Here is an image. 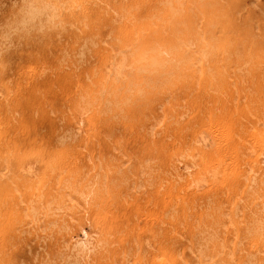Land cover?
I'll use <instances>...</instances> for the list:
<instances>
[{
	"label": "rangeland",
	"instance_id": "374dc122",
	"mask_svg": "<svg viewBox=\"0 0 264 264\" xmlns=\"http://www.w3.org/2000/svg\"><path fill=\"white\" fill-rule=\"evenodd\" d=\"M16 4L0 0V264H264V182L245 179L264 156V0H38L26 24ZM82 227L99 247L74 250Z\"/></svg>",
	"mask_w": 264,
	"mask_h": 264
},
{
	"label": "bare ground",
	"instance_id": "6f19581e",
	"mask_svg": "<svg viewBox=\"0 0 264 264\" xmlns=\"http://www.w3.org/2000/svg\"><path fill=\"white\" fill-rule=\"evenodd\" d=\"M30 2L34 5V7H36L37 9H39L38 7H37V5H36V3L38 2V0H30ZM22 7H24V4H23V6ZM21 7V8H22ZM167 7V6H166ZM165 7V8H166ZM170 7V6H169ZM169 7H168V9H169ZM162 10V9H161ZM160 10V11H161ZM164 10V9H163ZM171 10V9H170ZM169 10V11H170ZM160 11H159V13H160ZM39 12H40V9H39ZM163 12V11H162ZM167 12V11H166ZM160 14H162V13H160ZM118 17V16H117ZM16 18H18V21L21 23V24H26V23H28V22H30L32 19H30V18H28V17H25L20 11H19V13L17 14V16H16ZM137 20V19H136ZM136 22V21H135ZM143 22V21H142ZM146 23H147V21H146ZM150 23V22H149ZM137 24L139 25V23H138V21H137ZM133 25V24H132ZM141 25H144V24H141ZM146 25H148V24H146ZM131 26V25H130ZM134 26V25H133ZM137 27V26H136ZM138 28V27H137ZM137 28H133L134 29V31H136L135 29H137ZM139 28H141V26H139ZM186 28V27H185ZM128 29H129V27H128ZM131 30V29H130ZM140 30V29H139ZM137 32V31H136ZM139 36H141V35H139ZM118 58V57H117ZM125 60H126V57L124 56V57H119L118 59H117V61L116 62H114V63H116L115 65H112V68L111 69H113L114 70V74L116 73V75H118V76H120L121 74H122V69H123V67L125 68ZM113 64V63H112ZM127 65V64H126ZM101 75V74H100ZM105 76H106V71H105ZM103 78V77H102ZM118 78V77H117ZM88 108V107H87ZM86 107H83L82 108V110L79 112L80 113V115L82 116L84 113L86 114V109H87ZM89 111V110H88ZM82 118H83V116H82ZM80 119L79 121L81 122V120H83V119ZM85 122V121H84ZM84 122H83V124H84ZM81 124H82V122H81ZM264 139V138H263ZM151 140V139H150ZM258 140V139H257ZM261 143V142H260ZM264 145V144H263ZM260 153V152H259ZM264 154V152L263 153H261L260 155H261V157H262V155ZM177 159V158H176ZM184 162H185V160H184ZM187 162V161H186ZM253 162H255V161H253ZM180 163V162H179ZM182 163V162H181ZM187 164V163H186ZM259 164V163H258ZM260 164L261 165H259L258 166V169L257 170H254L253 168H252V165L250 166V168L251 169H253L252 171H254L255 172V175H254V177H253V175H252V177L250 176L249 177V175L248 174H246V176H245V179L246 180H249L250 181V183L249 184H254V183H256V182H259V185L261 184L260 182H264V156H263V159H260ZM7 165H9V164H7ZM28 165V164H27ZM185 165V164H184ZM28 166H30V165H28ZM194 166V165H193ZM193 166H188L189 167V169L190 168H192ZM253 166H255V163L253 164ZM185 167H187V166H185ZM257 168V167H256ZM29 170H30V172H32L33 170H32V167H29L28 168ZM27 169V170H28ZM34 169V168H33ZM178 169H179V166H178ZM29 170H28V173H29V175H30V172H29ZM181 170V169H180ZM23 171V170H22ZM185 171V170H184ZM196 171V170H195ZM252 171H249V172H251L252 173ZM188 172V171H187ZM25 173L27 174V171H25ZM189 173V172H188ZM248 173V172H247ZM33 174H34V172H32V174H31V176H33ZM36 174V173H35ZM184 174H185V172H184ZM191 174V173H190ZM194 174V173H193ZM257 174H260V176H261V178H259L258 179V177L256 176ZM27 176H28V174H27ZM14 177V176H13ZM27 178V177H26ZM189 178V177H188ZM192 179V178H191ZM193 179H194V177H193ZM190 180V179H189ZM189 180H188V182H189ZM260 180V181H259ZM201 181H202V179L201 178H195L194 179V182H195V184H200L201 183ZM245 182V181H244ZM248 182V181H247ZM246 183V182H245ZM190 184V183H189ZM248 184V183H247ZM248 184V185H249ZM20 185V184H19ZM24 186H25V183H24ZM255 186V185H254ZM91 187V186H90ZM90 187H89V190H90ZM88 188V187H87ZM87 188H85V189H87ZM92 188V187H91ZM93 188H94V186H93ZM93 188L90 190V191H92L93 190ZM76 189V188H75ZM85 189H83L84 191H85ZM79 189H77L76 191H72L71 192V194H76V193H79V194H83V192H80V191H78ZM99 190V189H98ZM87 191V190H86ZM94 191H95V189H94ZM97 191V190H96ZM100 191V190H99ZM93 192V191H92ZM102 193V192H101ZM91 194V193H90ZM98 194V193H97ZM84 197L86 198V201H85V203H88L87 202V197H88V193L87 194H85L84 193ZM92 195L94 196V194L92 193ZM83 196V195H82ZM87 196V197H86ZM89 198L91 199V196L89 195ZM90 199H88V201L90 200ZM235 203V202H234ZM83 205V204H82ZM84 207H85V204L83 205ZM83 206H82V209H83ZM81 207V206H80ZM88 207V206H87ZM81 210V209H80ZM79 210V211H80ZM88 220V219H87ZM83 222V221H82ZM78 223V222H77ZM83 224V223H82ZM78 226H79V228H80V226H82V225H79L78 224ZM86 226V225H85ZM88 227V226H87ZM81 229V228H80ZM93 229V228H92ZM92 229H90L91 231H92ZM94 229H96V228H94ZM97 230V229H96ZM96 230H94V232L96 231ZM89 230H86L84 227H82V233H81V236H82V238L80 239V240H78L76 243H74V245H72L73 246V248H74V250L76 249V250H78L77 252H79V253H82V252H87V251H89L91 248H93L94 247V245H96L94 242H93V240L95 241V239H93V237H94V235L92 234V232L91 231H89V232H91V233H89L88 232ZM98 231V230H97ZM75 232V231H74ZM98 232H100V231H98ZM72 234V233H71ZM80 234V233H79ZM79 234H77V235H79ZM70 235V234H69ZM74 235V234H73ZM72 235V236H73ZM76 235V236H77ZM98 234H96V236H97ZM99 236V235H98ZM71 237V236H70ZM79 239V238H78ZM99 239V238H98ZM97 239V240H98ZM76 240V239H75ZM70 241H71V239H70ZM73 242H71V244H72ZM97 243H99V241H97ZM98 245V244H97ZM96 245V246H97ZM172 245V244H171ZM202 245H204V244H202ZM72 246H71V249H72ZM170 246V245H169ZM98 247H99V245H98ZM91 252V251H90ZM90 252H88V253H90ZM87 254V253H86Z\"/></svg>",
	"mask_w": 264,
	"mask_h": 264
},
{
	"label": "clouds",
	"instance_id": "9594fccd",
	"mask_svg": "<svg viewBox=\"0 0 264 264\" xmlns=\"http://www.w3.org/2000/svg\"><path fill=\"white\" fill-rule=\"evenodd\" d=\"M13 6L16 7V0H13ZM20 12L30 19H35L39 15V9L34 7V5L30 2V0H24V7L20 8ZM4 53L0 51V56Z\"/></svg>",
	"mask_w": 264,
	"mask_h": 264
}]
</instances>
